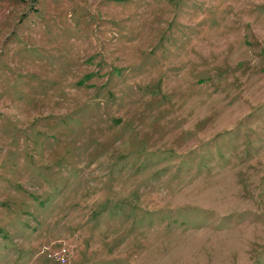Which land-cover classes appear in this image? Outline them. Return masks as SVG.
Returning <instances> with one entry per match:
<instances>
[{
	"label": "rangeland",
	"instance_id": "374dc122",
	"mask_svg": "<svg viewBox=\"0 0 264 264\" xmlns=\"http://www.w3.org/2000/svg\"><path fill=\"white\" fill-rule=\"evenodd\" d=\"M60 244L264 264V0H0V264Z\"/></svg>",
	"mask_w": 264,
	"mask_h": 264
},
{
	"label": "built area",
	"instance_id": "2783aa9c",
	"mask_svg": "<svg viewBox=\"0 0 264 264\" xmlns=\"http://www.w3.org/2000/svg\"><path fill=\"white\" fill-rule=\"evenodd\" d=\"M57 253H52L47 251L45 256L47 259L54 261L56 264H66L69 260V252L67 248L60 244V246L56 250ZM59 254V256H57Z\"/></svg>",
	"mask_w": 264,
	"mask_h": 264
}]
</instances>
